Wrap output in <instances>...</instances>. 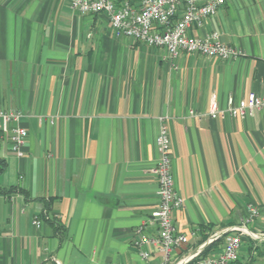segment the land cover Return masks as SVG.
Returning <instances> with one entry per match:
<instances>
[{"label": "crops", "instance_id": "1", "mask_svg": "<svg viewBox=\"0 0 264 264\" xmlns=\"http://www.w3.org/2000/svg\"><path fill=\"white\" fill-rule=\"evenodd\" d=\"M212 31L242 56L171 60L115 37L104 13L82 15L66 0H0V109L20 110L28 133L22 157L0 137V264H160L149 217L162 117L184 200L173 225L196 232L168 264L237 224L248 205L261 210L255 227L264 230V111L209 114L213 99L224 110L229 96L264 95V0H228L189 34ZM262 252L245 242L239 262Z\"/></svg>", "mask_w": 264, "mask_h": 264}, {"label": "built area", "instance_id": "2", "mask_svg": "<svg viewBox=\"0 0 264 264\" xmlns=\"http://www.w3.org/2000/svg\"><path fill=\"white\" fill-rule=\"evenodd\" d=\"M74 11L84 14L104 13L108 16L110 27L117 38L134 40L148 47L161 48L171 60L181 53L198 54L208 58L231 61L242 56V52L228 46L220 40V35L212 31L205 37L189 34L193 24L201 25L208 18L215 16L228 0H66ZM175 67V64H172ZM255 111H264V95L248 93L236 103L232 96L227 99V107L220 110L213 99L210 104V117L224 116L244 118ZM20 110L0 109V137L6 138L10 150L17 156L24 155L27 130L20 126L23 118ZM162 126L156 138L159 153L158 162L152 173L158 182V206L151 213L150 221L157 227V237L150 240L162 253L160 264H168L173 255L186 249L190 237L178 233L173 225L172 212L184 205L183 198L174 189L172 175V141L165 117L160 119ZM247 215L237 224L220 231L207 234L206 239L194 249L188 250L176 264H235L239 260L242 245L264 242V230L255 227L257 218L262 214L254 205H248ZM34 225L41 222L34 218ZM141 229L138 230V233ZM145 243L148 240H144ZM143 240L136 241L141 248ZM212 246L207 254L206 247ZM142 259L149 258V253L140 251Z\"/></svg>", "mask_w": 264, "mask_h": 264}, {"label": "trees", "instance_id": "3", "mask_svg": "<svg viewBox=\"0 0 264 264\" xmlns=\"http://www.w3.org/2000/svg\"><path fill=\"white\" fill-rule=\"evenodd\" d=\"M5 168H6V161L4 159L0 158V174L5 170ZM0 191L3 192L1 189H0ZM56 229H57V227H56ZM206 237H207V235L202 236L200 241H199V243L203 242L206 239ZM211 247L212 246L206 247L205 250H204V254H207L210 251ZM236 263L237 264H242V263L239 262V260ZM245 264H247V263H245Z\"/></svg>", "mask_w": 264, "mask_h": 264}, {"label": "rangeland", "instance_id": "4", "mask_svg": "<svg viewBox=\"0 0 264 264\" xmlns=\"http://www.w3.org/2000/svg\"><path fill=\"white\" fill-rule=\"evenodd\" d=\"M264 244L263 243H260V244H256L257 246H262ZM254 248V247H253ZM257 248V247H255ZM257 250V249H256ZM256 258L252 257V260L248 261L247 264H264V261H262V259L264 258V252L262 253H257L256 255ZM243 260V259H242ZM237 264V263H236Z\"/></svg>", "mask_w": 264, "mask_h": 264}]
</instances>
